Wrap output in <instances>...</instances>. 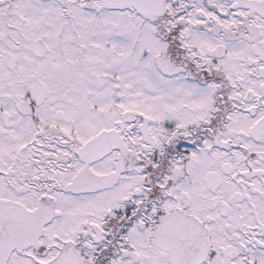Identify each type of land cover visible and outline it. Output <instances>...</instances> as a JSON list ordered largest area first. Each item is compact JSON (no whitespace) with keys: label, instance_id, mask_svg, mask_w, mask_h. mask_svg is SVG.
<instances>
[{"label":"snow or ice","instance_id":"6c2138e0","mask_svg":"<svg viewBox=\"0 0 264 264\" xmlns=\"http://www.w3.org/2000/svg\"><path fill=\"white\" fill-rule=\"evenodd\" d=\"M0 264H264V0H0Z\"/></svg>","mask_w":264,"mask_h":264}]
</instances>
